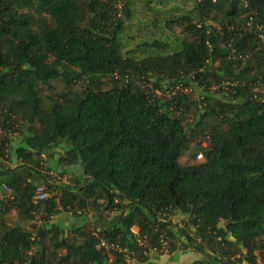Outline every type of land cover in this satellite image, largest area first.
<instances>
[{
  "label": "trees",
  "instance_id": "1",
  "mask_svg": "<svg viewBox=\"0 0 264 264\" xmlns=\"http://www.w3.org/2000/svg\"><path fill=\"white\" fill-rule=\"evenodd\" d=\"M191 4L168 22L182 25L174 50L135 58L120 41L133 0H0V264H147L163 239L169 252L179 241L200 254L192 264H264V0ZM151 75L172 88L200 86L196 124L217 122L197 148L202 160L179 162L184 118L142 86ZM56 79L86 85L44 94L41 85ZM212 80L228 83L212 91ZM14 130L23 143L7 166ZM60 141L58 163L80 166V185L57 186L62 207L103 203L101 222L56 228L47 246L44 225L35 237L4 214L31 216L44 205L42 218L52 215L56 197L33 196L54 184L42 173V153ZM176 211L180 225L168 219Z\"/></svg>",
  "mask_w": 264,
  "mask_h": 264
},
{
  "label": "rangeland",
  "instance_id": "2",
  "mask_svg": "<svg viewBox=\"0 0 264 264\" xmlns=\"http://www.w3.org/2000/svg\"><path fill=\"white\" fill-rule=\"evenodd\" d=\"M134 5L131 10V16L129 19H125L124 27L120 33L121 49L122 53L127 55H132L135 58H141L145 55L151 53H161L163 50L172 51L177 45V36H180V31L182 25L168 26V22L171 18L176 17L181 13H185L187 9L192 7L191 0H133ZM154 39L167 41L168 46L165 48H153L146 47L145 45L140 46L143 42H151ZM262 46V45H261ZM142 86L145 89L151 90L152 93L160 97L163 101H167L171 107H173V112L177 115H182L184 118V124L188 131L187 142L181 154L179 156V162L181 164H192L203 159V156L198 152L197 149L199 145L206 144V138L209 135V130L211 123L214 121H208V125L205 128H201L196 124L199 116V111L202 108V93L200 91V86L194 82L190 81L187 84H179L177 86L170 87L166 81L155 76H147L139 79ZM213 81V80H212ZM228 81H223L221 84L212 82L210 89L225 88ZM62 79L51 80L47 84H42L41 88L44 94H50L54 96L59 93L61 89L69 87L70 89H79L86 85V80H74L68 85ZM216 95L215 93H211ZM176 95H182V99L178 100V106L171 103V98ZM217 124V122H214ZM23 132L10 131L8 134V155L9 160H3L5 165L13 166L16 163V157L14 154V147L17 145H22V134ZM3 134L0 130V137ZM4 135V134H3ZM65 142H58L55 146L47 149L45 156L43 157L44 166L42 168V173L49 177L48 183H54L51 187L47 186V194L49 196H55V209L54 212L48 219H43L44 217V205H40L38 210H34L30 213L31 216H22L11 208L4 214V221L12 225L14 221L19 220L24 225L25 228L29 229L32 235L35 236L36 229L40 225H44L45 232L40 237V240L47 246L52 244L51 236L54 234L55 229H62V231H68L69 227L78 226L82 223H91L95 225L101 220L97 218L100 214L101 206L100 203L98 207H95L94 202L92 205L87 202L84 206H79L76 202H73V208L75 212H72V207L63 208L60 201V188L59 185H80L77 182V177H79L80 166L79 165H61L58 163V156L63 152ZM7 151V150H6ZM43 156V155H42ZM18 160V158H17ZM33 179H37L33 176ZM81 183V182H80ZM5 189V188H4ZM10 190H4L5 198L10 195ZM101 201V200H98ZM103 212V211H102ZM115 212L105 211L111 217ZM184 218V214L179 211L173 212L168 216L169 221L180 225L181 219ZM222 225V222L220 223ZM133 228V233H136L137 228ZM136 229V231H135ZM36 237V236H35ZM162 245L157 250L150 248L147 251L149 260L147 264H192L193 261L198 260L201 257L200 254L189 249L184 245V242H176V248L172 252L167 249L168 241H161ZM59 253L63 252V249H56ZM130 263H134L133 259L129 260ZM259 259L256 260V264H262ZM235 264H246L245 261L237 262Z\"/></svg>",
  "mask_w": 264,
  "mask_h": 264
},
{
  "label": "built area",
  "instance_id": "3",
  "mask_svg": "<svg viewBox=\"0 0 264 264\" xmlns=\"http://www.w3.org/2000/svg\"><path fill=\"white\" fill-rule=\"evenodd\" d=\"M4 188L10 190L9 186H4ZM47 196H48L47 190H46L44 185H38L35 188V193H34V196H33L34 197V201H39V200L45 199V198H47ZM131 230H133V228ZM135 231H136V229H135ZM101 243L103 245H105L106 247H108V246L113 247L114 246V245H107L104 241H102Z\"/></svg>",
  "mask_w": 264,
  "mask_h": 264
},
{
  "label": "crops",
  "instance_id": "4",
  "mask_svg": "<svg viewBox=\"0 0 264 264\" xmlns=\"http://www.w3.org/2000/svg\"><path fill=\"white\" fill-rule=\"evenodd\" d=\"M45 152V151H44ZM46 153H42L43 157L45 156ZM4 186H8L7 184H3L2 187L4 189ZM100 202V201H99ZM150 264V263H149Z\"/></svg>",
  "mask_w": 264,
  "mask_h": 264
}]
</instances>
